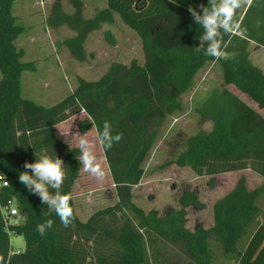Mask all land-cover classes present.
<instances>
[{"label": "trees", "instance_id": "1", "mask_svg": "<svg viewBox=\"0 0 264 264\" xmlns=\"http://www.w3.org/2000/svg\"><path fill=\"white\" fill-rule=\"evenodd\" d=\"M16 1L0 0V174L8 181L0 193V264H264L260 205L264 182L250 191L240 180L214 204L213 226L193 232L186 228V209H203L197 193H183L180 209L164 217L145 213L132 196V189L145 176L143 165L157 139L153 128L181 110L180 99L212 62L218 64L226 87L212 90L195 108L202 120L212 123V130L188 138L185 148L159 169L175 166L210 178L251 170L264 180V117L227 88L233 87L264 110V71L250 56L251 44L264 48V0H253L250 7L237 10L246 31L225 37L230 39L229 58L218 61L194 50L202 29L193 23L187 8L206 5L207 0H178L179 6L170 0H108L107 8L92 19L84 18L81 0H72L71 15L55 3L48 25L66 26L75 33L66 45L79 62L86 59L90 33L112 25L118 15L139 37L146 63L114 64L98 81L79 79L76 91L52 107L22 97L23 75L36 72V65L23 62L24 51L16 46L26 32L13 15ZM105 40L116 45L110 31ZM74 117L82 118L78 124L82 134H97L107 121L113 135L122 136L107 152L99 146L118 202L85 223L72 200L83 177L80 151L59 132L77 121ZM35 154L57 156L65 163L61 191L71 197L75 216L68 227L19 182L25 161L35 162ZM12 200L25 217L23 224L4 222L1 209ZM47 219L54 221L53 226L41 236L37 225ZM11 233L25 238L21 257L11 253ZM167 250L177 251L186 262L162 261L160 254Z\"/></svg>", "mask_w": 264, "mask_h": 264}, {"label": "rangeland", "instance_id": "2", "mask_svg": "<svg viewBox=\"0 0 264 264\" xmlns=\"http://www.w3.org/2000/svg\"><path fill=\"white\" fill-rule=\"evenodd\" d=\"M81 1L84 18L92 19L97 12L107 8L108 0ZM57 2L62 5L64 13H74L72 0H17L14 4L13 15L17 18V24L26 29L16 41V46L24 51L23 62H33L36 65V72H26L23 75V98L44 107H52L76 91L79 79L98 81L114 64L129 65L132 60H137L141 65L146 63L139 37L118 15L114 16L112 25H104L99 31L90 33L85 43L86 59L79 62L66 45V41L73 38L75 33L66 26L53 29L48 25L52 7ZM107 31L114 36L115 46H110L105 40ZM185 43L188 42L185 41L182 46L185 47ZM250 48L252 63L264 69V48H257L254 44ZM224 87L226 85L218 64L208 63L196 76L194 88L180 99L181 110L168 116L160 126L153 128L157 139L143 165L145 176L141 183L132 189L134 204L145 213L156 212L159 216H165L180 209L179 199L183 193L195 192L203 209H186V228L191 232L198 228L209 229L214 223V204L232 192L240 180H245L250 191L263 184L264 180L251 170L210 178L198 177L189 169L175 166L159 169L185 148L188 138L199 132L212 130V123L202 120L195 108L212 90ZM227 88L264 117V110L259 109L246 95L237 92L233 87ZM74 118L77 121L62 126L59 132L67 142L76 146V134L83 135L78 127L82 118ZM87 135L95 143V132L91 131ZM96 154L105 171V178L99 182L83 170V177L73 200L75 212L83 222L87 221L86 216L89 214L113 207L118 202L98 144ZM260 205L264 211V199ZM11 222L17 223L18 219L11 218ZM9 237L11 253L21 257L25 251V238L13 233ZM159 258L166 262H186L173 250L162 252Z\"/></svg>", "mask_w": 264, "mask_h": 264}, {"label": "clouds", "instance_id": "3", "mask_svg": "<svg viewBox=\"0 0 264 264\" xmlns=\"http://www.w3.org/2000/svg\"><path fill=\"white\" fill-rule=\"evenodd\" d=\"M170 3L179 6L178 0H170ZM252 3L253 0H207L206 5L203 3L189 4L187 11L193 23L202 29L201 34L196 37L200 43L194 47V50L198 53L203 52L217 61L228 59L229 54L226 49L230 39L226 40L225 37L230 38L236 33L246 31L241 28L236 12L245 6L250 7ZM76 135V146L80 151L79 163L86 173L102 182L105 178V171L98 162L96 146L98 144L107 152L114 143L122 139V136L113 135L111 124L107 121L103 124L102 131L97 130L95 143L86 133ZM23 168L24 171H21L18 176L19 182L30 193L38 196L42 204L47 205L49 214L54 212L65 227L71 225L75 219L70 205L71 197L61 191L67 175L64 161L57 156L52 157L47 154L37 156L35 154V162L25 161ZM53 223L52 219H47L37 225V231L43 236L53 226Z\"/></svg>", "mask_w": 264, "mask_h": 264}, {"label": "built area", "instance_id": "4", "mask_svg": "<svg viewBox=\"0 0 264 264\" xmlns=\"http://www.w3.org/2000/svg\"><path fill=\"white\" fill-rule=\"evenodd\" d=\"M0 177H2L0 178V193H1L3 189L8 187V181L2 174H0ZM1 210L6 225H19L24 223L25 217L19 211L16 200H12L6 206L2 207ZM11 218H17L18 222L17 223L11 222Z\"/></svg>", "mask_w": 264, "mask_h": 264}, {"label": "crops", "instance_id": "5", "mask_svg": "<svg viewBox=\"0 0 264 264\" xmlns=\"http://www.w3.org/2000/svg\"><path fill=\"white\" fill-rule=\"evenodd\" d=\"M251 45H252V44H251ZM256 47H257V48H260V49L262 48V47H258L257 45H256ZM250 52H251V51H250ZM250 56H251V59H252V57H253L252 53L250 54ZM252 61H253V60H252ZM261 67H262V65H261ZM262 70L264 71L263 67H262ZM72 200H74V197L72 198ZM93 214H94V213H93ZM93 214H89L90 216H89V215L86 216V217H88L87 221L91 218V216H92ZM165 216H166V215H165ZM159 217H164V216H159ZM87 221H86V222H87ZM81 222H83V221H81ZM83 223H85V222H83ZM210 228H211V227H210Z\"/></svg>", "mask_w": 264, "mask_h": 264}]
</instances>
